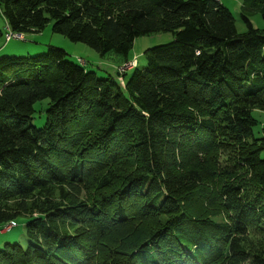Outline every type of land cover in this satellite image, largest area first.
Instances as JSON below:
<instances>
[{
  "label": "trees",
  "instance_id": "1",
  "mask_svg": "<svg viewBox=\"0 0 264 264\" xmlns=\"http://www.w3.org/2000/svg\"><path fill=\"white\" fill-rule=\"evenodd\" d=\"M244 4L264 16V0ZM0 17L20 35L50 24L117 65L99 78L54 46L0 57V225L23 217L27 238L0 264H264L247 246L264 236L251 116L264 112V31L242 16L238 33L220 0H0ZM155 34L172 41L118 71Z\"/></svg>",
  "mask_w": 264,
  "mask_h": 264
},
{
  "label": "rangeland",
  "instance_id": "2",
  "mask_svg": "<svg viewBox=\"0 0 264 264\" xmlns=\"http://www.w3.org/2000/svg\"><path fill=\"white\" fill-rule=\"evenodd\" d=\"M221 3L229 9L231 12L235 28L238 33H243L247 30V26L242 19V16H245L249 19L250 24L253 28L264 31V16L261 9L248 10L244 4L245 0H220ZM264 13V12H263ZM4 20L0 17V57H25V56H36L43 54L47 50V46H54L57 48L63 49L67 55L68 60L74 62L75 64L82 65L86 70L94 72L97 77L105 78L109 75L113 76L117 73V65L114 62L113 56L108 55L104 58H101L93 49L89 48L82 43H73L68 40L66 37L54 34L51 32V25H47L40 33H31L23 34V39H13L9 42H5V24ZM172 41L170 34H155L150 36H143L137 38L130 50L129 57L132 61H135L139 67L146 64L144 53L146 50L153 48L161 44H167ZM131 66V65H129ZM126 67H124V70ZM121 71V68L118 69ZM130 72H127L129 75ZM47 100L42 101L36 105L39 114H34V119L32 121L35 127H42L44 123V116L42 111L45 108ZM40 106V107H39ZM41 115V116H40ZM251 116L256 121V126L253 128V136L255 138L260 137L262 133V128L264 127V112L253 110ZM260 158L264 159V151L260 152ZM220 170L223 172L231 173L230 168L233 166V162L225 158L224 153L221 155ZM259 190L256 193L258 197L261 193ZM213 219L222 223V215H219L216 212L211 216ZM23 217L17 219V224L11 230L2 233V226L0 225V249L4 246L5 243H17L22 247H26L27 238L25 236V226L23 222ZM142 224H137L133 226L123 234H117L116 239L125 241L128 235L131 236L135 233H138L142 228ZM260 233H264L261 230H258ZM248 245L254 247L257 251L264 254V236L259 235H250L248 237ZM102 250V249H101Z\"/></svg>",
  "mask_w": 264,
  "mask_h": 264
},
{
  "label": "built area",
  "instance_id": "3",
  "mask_svg": "<svg viewBox=\"0 0 264 264\" xmlns=\"http://www.w3.org/2000/svg\"><path fill=\"white\" fill-rule=\"evenodd\" d=\"M13 39H23V35L13 33V32H11L10 30H8V28H7V29H6V32H5V42H9V41H11V40H13ZM129 65H130V64H127V65L125 66L126 69L130 67ZM134 65H135V64H134ZM121 70H124V68H122ZM13 226H14L13 223H11V224H9V225H6V226L4 227V230L8 231V230H9L11 227H13Z\"/></svg>",
  "mask_w": 264,
  "mask_h": 264
},
{
  "label": "bare ground",
  "instance_id": "4",
  "mask_svg": "<svg viewBox=\"0 0 264 264\" xmlns=\"http://www.w3.org/2000/svg\"><path fill=\"white\" fill-rule=\"evenodd\" d=\"M129 64L131 65L129 68H132V67L135 66L134 64H136V62L135 61H131Z\"/></svg>",
  "mask_w": 264,
  "mask_h": 264
},
{
  "label": "crops",
  "instance_id": "5",
  "mask_svg": "<svg viewBox=\"0 0 264 264\" xmlns=\"http://www.w3.org/2000/svg\"><path fill=\"white\" fill-rule=\"evenodd\" d=\"M1 232H2V233H4V232H7V231H6V230H4V229H2V230H1Z\"/></svg>",
  "mask_w": 264,
  "mask_h": 264
}]
</instances>
